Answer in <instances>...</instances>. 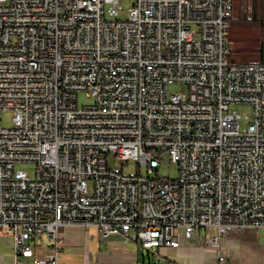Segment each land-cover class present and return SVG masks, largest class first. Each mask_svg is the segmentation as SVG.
I'll return each instance as SVG.
<instances>
[{"label":"built area","instance_id":"2783aa9c","mask_svg":"<svg viewBox=\"0 0 264 264\" xmlns=\"http://www.w3.org/2000/svg\"><path fill=\"white\" fill-rule=\"evenodd\" d=\"M231 2L133 0L119 20L117 0H0V114H13L0 124V230L17 255L47 236L36 264H62L67 226L144 252L264 231V62L226 59ZM173 83L186 92L168 95ZM78 92L93 102L80 108ZM237 104L251 107L242 129ZM165 153L176 178L153 177ZM108 154L146 176L109 170ZM26 162L33 179L14 168Z\"/></svg>","mask_w":264,"mask_h":264},{"label":"crops","instance_id":"0c3cea01","mask_svg":"<svg viewBox=\"0 0 264 264\" xmlns=\"http://www.w3.org/2000/svg\"><path fill=\"white\" fill-rule=\"evenodd\" d=\"M60 240L58 259L62 264H149L150 256L158 264H216L218 255L226 257L225 264H264L263 230L231 231L220 237L216 250L208 248L204 235L197 233L182 239L177 248L161 247L145 254L132 236L104 238L94 227H64L60 229ZM30 245L31 256H19L12 236L0 230V264H36L50 253L52 241L41 236Z\"/></svg>","mask_w":264,"mask_h":264},{"label":"rangeland","instance_id":"374dc122","mask_svg":"<svg viewBox=\"0 0 264 264\" xmlns=\"http://www.w3.org/2000/svg\"><path fill=\"white\" fill-rule=\"evenodd\" d=\"M118 6L121 11L118 14L119 20H125L128 10L132 7L133 0H117ZM238 6V2H236ZM245 10V16L249 17L251 12V6ZM250 8V9H249ZM236 38L238 40H228V55L226 59L232 63H261L264 61V21L260 25L258 22H246L237 29ZM186 87L180 83L169 84L166 87V93L168 95L184 94ZM93 102L92 98L87 96L85 92L77 93V104L81 108L85 105H90ZM232 111H236L240 115L238 121L239 128L242 129L246 126L247 121L244 119L246 115L251 112V107L245 104H237L231 106ZM13 114L11 111H3L0 114V124L3 128H10L12 126ZM107 168L115 173H120L125 176L133 177L137 173L141 176H146V170L142 167H137L135 163L131 161H123L118 159L113 154H108L106 157ZM15 170H21L28 174V176L34 178L35 165L33 163H17L15 164ZM160 178H176L178 176V166L169 159L167 153L162 155L160 165L156 169V175ZM89 186H91L89 184ZM91 193V191H90ZM144 252V251H143ZM146 252H144L145 254ZM146 261V258H145ZM146 264H148L146 262ZM149 264H158L152 256H150Z\"/></svg>","mask_w":264,"mask_h":264},{"label":"trees","instance_id":"16d2710c","mask_svg":"<svg viewBox=\"0 0 264 264\" xmlns=\"http://www.w3.org/2000/svg\"><path fill=\"white\" fill-rule=\"evenodd\" d=\"M238 2V6L236 5ZM251 6L249 17L245 16V10ZM258 22L260 25L264 21V0H232L230 7V17L227 19L228 28L226 38L228 40H238L236 38L237 29L246 22ZM264 62V61H261Z\"/></svg>","mask_w":264,"mask_h":264}]
</instances>
